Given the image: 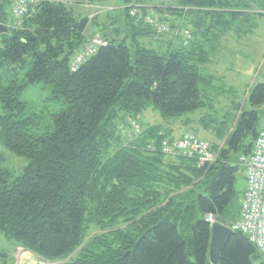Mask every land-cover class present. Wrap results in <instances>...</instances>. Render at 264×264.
I'll list each match as a JSON object with an SVG mask.
<instances>
[{
  "label": "trees",
  "instance_id": "trees-1",
  "mask_svg": "<svg viewBox=\"0 0 264 264\" xmlns=\"http://www.w3.org/2000/svg\"><path fill=\"white\" fill-rule=\"evenodd\" d=\"M14 1L0 0V23L10 30L0 38V143L30 163L14 177L0 157V231L52 264H211L213 214L233 229L220 264H264L236 226L240 159L260 130L264 82L244 102L218 108L225 83L209 69L236 18L264 12V0H178L168 9L179 21L169 40L170 28L132 15L149 0H122L100 20L76 16L74 6L108 0H39L17 24ZM158 11L160 22L171 21ZM91 23L107 43L73 71ZM183 28L191 39L178 42ZM38 83L67 104L44 130L43 116L22 98ZM150 108L170 125L212 131L216 161L200 166L150 150L151 141L173 138L165 124L143 120Z\"/></svg>",
  "mask_w": 264,
  "mask_h": 264
},
{
  "label": "rangeland",
  "instance_id": "rangeland-1",
  "mask_svg": "<svg viewBox=\"0 0 264 264\" xmlns=\"http://www.w3.org/2000/svg\"><path fill=\"white\" fill-rule=\"evenodd\" d=\"M122 0H108L100 4H85L75 5L74 14L76 16L89 17L95 19L96 17H104V15L111 10L116 11ZM178 0H149L146 4H137L139 9L149 7L154 9V13L164 15L158 9H168L177 7ZM256 9L250 8L249 12L243 16L236 18L235 29H241V35L235 34L231 36H223L217 44L215 53L212 56V64L210 65L211 72H214L217 77L223 78L219 80L217 85L225 83L224 93H219L218 108L222 106L229 107L232 99L244 102L247 99L249 91L254 84L264 82V12L259 13ZM149 12V11H148ZM142 14H147L141 12ZM151 13V12H149ZM171 21L162 22L170 28L166 39L176 38V28H171V23L179 25L176 17L172 16L171 12H167ZM170 25V27H169ZM182 29V28H181ZM184 29V28H183ZM180 37H177L178 42L184 40V31ZM101 27L93 25L88 28V37L90 39L96 35H100ZM179 32V31H178ZM180 33V32H179ZM240 33V32H239ZM208 70V71H210ZM50 89L43 83H38L29 86L24 95L23 100L27 101L33 111L40 113L43 116L41 128L53 125V115L61 112L66 108L67 104L63 99L52 100L50 97ZM2 114V107L0 104V115ZM199 116L200 112L193 114ZM143 120L150 124H165L170 125L171 121L166 120L161 114L150 108L143 114ZM260 128L264 126V114H262ZM193 128L197 129L196 134L203 137L210 144L217 141L213 132L204 129L199 124H194ZM185 128H182L184 130ZM187 131L193 132L189 129ZM0 157L2 158V166L12 171L14 177L22 175L24 169L29 165L30 160L27 157L19 156L13 153L0 143ZM246 186V180L241 175L238 180V190L241 192V199L243 198V191ZM23 247H21L15 239L9 238L0 231V252H4L5 256L0 260V264H19V255ZM27 259V261H25ZM30 261V262H28ZM21 264H50L46 259L34 258L32 256L24 255V260ZM52 264V263H51Z\"/></svg>",
  "mask_w": 264,
  "mask_h": 264
},
{
  "label": "built area",
  "instance_id": "built-area-1",
  "mask_svg": "<svg viewBox=\"0 0 264 264\" xmlns=\"http://www.w3.org/2000/svg\"><path fill=\"white\" fill-rule=\"evenodd\" d=\"M39 0H15L12 14L17 24L28 12L30 5ZM139 9L133 8L132 15L138 14ZM146 19L159 31L168 30L167 25L160 22L157 13L151 11ZM185 41L191 38V32L185 31ZM101 35L94 36L86 47H84L74 58L71 64L73 71L94 55L101 45L106 44ZM139 125L134 124V132L140 133ZM149 149H159L165 155H182L189 158H196L200 166L216 161L219 150L214 149L203 138L193 132H185L178 139L163 138L159 145L151 141ZM241 164L245 169L246 186L243 192L240 207V219L237 228L245 233L249 240L257 247L264 260V126L261 127L256 137L252 152L242 156ZM206 220L210 223L216 222V216L209 214Z\"/></svg>",
  "mask_w": 264,
  "mask_h": 264
},
{
  "label": "water",
  "instance_id": "water-1",
  "mask_svg": "<svg viewBox=\"0 0 264 264\" xmlns=\"http://www.w3.org/2000/svg\"><path fill=\"white\" fill-rule=\"evenodd\" d=\"M9 27L0 23V38L3 35L9 34ZM233 229L219 222L211 225V243L209 260L211 264H220L222 252L227 244L228 238L231 236Z\"/></svg>",
  "mask_w": 264,
  "mask_h": 264
},
{
  "label": "crops",
  "instance_id": "crops-1",
  "mask_svg": "<svg viewBox=\"0 0 264 264\" xmlns=\"http://www.w3.org/2000/svg\"><path fill=\"white\" fill-rule=\"evenodd\" d=\"M251 9H252V8H251ZM254 9H256V10H255L256 12L262 13V10H258L257 8H254ZM233 30H234V29L227 31L226 34H225V36H228V35L231 36L232 34H235V36H236V38H237V37H238L237 35H241V31H238V30L233 31ZM239 32H240V33H239ZM212 62H213V61H212ZM211 64H212V63H211ZM211 64H210V65H211ZM209 68H211V66H209ZM170 127H172L173 129L170 128ZM182 128H185V129L182 130ZM166 129L169 130V131L171 132V136L174 137V138H180V137H181V136L187 131L186 127L180 125L179 123H177V125H170V126L167 125V128H166ZM24 255H26V256H32V257H34V258H41L40 256L34 254L33 252L28 251V250L22 248V250H21V252H20V255H19V261H20L19 264H21V263L23 262V260H24ZM41 259H43V258H41ZM25 261H27V259H25ZM28 262H30V261H28ZM50 264H51V263H50Z\"/></svg>",
  "mask_w": 264,
  "mask_h": 264
},
{
  "label": "bare ground",
  "instance_id": "bare-ground-1",
  "mask_svg": "<svg viewBox=\"0 0 264 264\" xmlns=\"http://www.w3.org/2000/svg\"><path fill=\"white\" fill-rule=\"evenodd\" d=\"M87 43H88V42H87ZM86 45H87V44H86ZM101 46H102V45H101ZM101 46H100V47H101ZM97 51H98V50H97Z\"/></svg>",
  "mask_w": 264,
  "mask_h": 264
}]
</instances>
